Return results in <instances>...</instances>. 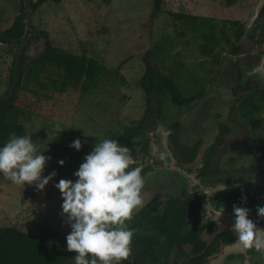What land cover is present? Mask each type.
<instances>
[{"label":"rangeland","instance_id":"rangeland-1","mask_svg":"<svg viewBox=\"0 0 264 264\" xmlns=\"http://www.w3.org/2000/svg\"><path fill=\"white\" fill-rule=\"evenodd\" d=\"M37 1L32 0V5ZM227 8L225 0H163L160 14L153 11L152 0H61L58 4L48 2L36 11L32 8L31 38L26 46H18L17 57L14 44H0V101L8 91L14 60L24 55L36 57L43 50L45 39L41 32L48 34L55 49L87 55L112 71L120 68L119 76L116 82L104 81L98 90H91L86 96L81 91L65 94L41 91L37 97L28 94V111L22 125L27 136L37 135L33 143L44 156L51 158L43 177L52 173L56 176L43 192L34 186L16 187L0 176V227H15L67 247L66 237L71 229L61 215L63 201L55 185L61 180L75 182L74 173L84 158L111 132L139 125L147 110V95L140 87L145 73L143 58L164 38L173 42L170 56L174 57L171 62L174 64L167 73L170 78L204 69V66L200 69L204 59L197 42L189 33L186 38L179 36L180 24L175 26L171 14L228 22L244 18L246 14V8L237 5ZM25 10V0H0V32L8 30L18 17L24 19ZM206 68L211 69L210 65ZM201 75L207 77L205 73ZM205 109L210 111L211 105L201 108L200 115L205 114ZM180 114V107L163 109L160 125L170 126ZM58 127L64 135L58 132ZM158 137L152 131L146 153L141 147L136 148L139 155L132 153L138 165L159 159L158 154H153L154 147L159 149ZM76 140L82 143L79 152L70 147ZM60 161L64 162L63 167L59 166ZM157 186L156 183L145 185V206L158 193Z\"/></svg>","mask_w":264,"mask_h":264},{"label":"flooded vegetation","instance_id":"flooded-vegetation-1","mask_svg":"<svg viewBox=\"0 0 264 264\" xmlns=\"http://www.w3.org/2000/svg\"><path fill=\"white\" fill-rule=\"evenodd\" d=\"M225 1L227 10L246 8L244 18L215 19L228 36L220 40L212 71L202 57L204 69L184 72L207 77L188 78L185 102L173 106L181 114L163 129L171 132L169 162L141 164L148 168L145 185H158L150 200L160 204L156 215L174 210L187 238L179 245L148 230L152 241L132 247V264H264V239L261 251L246 248L233 229L236 207L247 209L256 230L264 231L257 213L264 208V0ZM205 105L211 110L200 115ZM153 110L141 130L147 140L160 125L157 104ZM217 188L224 190L205 194Z\"/></svg>","mask_w":264,"mask_h":264},{"label":"trees","instance_id":"trees-1","mask_svg":"<svg viewBox=\"0 0 264 264\" xmlns=\"http://www.w3.org/2000/svg\"><path fill=\"white\" fill-rule=\"evenodd\" d=\"M48 2L58 4L61 0H38L32 8L36 11ZM152 5L156 14L162 12L163 0H152ZM171 16L175 26L177 23L180 24L179 36L186 38L188 33L191 34L193 41L197 42L200 56L210 59V71H212L217 60L220 40L228 36L226 29L219 27L217 21L212 18L184 14H171ZM23 34V18L18 17L8 30L0 32V44L13 45L22 38ZM41 36L45 39V45L36 57L24 55L20 60H14L8 80V91L0 101V145H5L12 135L27 136L22 120L28 111L26 109L28 94L37 97L41 91L57 94L81 91L82 96H86L89 91L98 90L104 81L116 82V77L119 76L120 68L112 71L87 55L59 51L53 47L47 33L41 32ZM172 44L170 38L166 37L143 58L145 73L140 87L147 95V110L143 120L136 128L123 127L122 132H111L107 136V139H116L136 156L139 155L136 154L137 147H141L144 153L147 151L148 140L141 130L148 122L150 114L155 112L153 100L157 101L160 119L163 109L185 102L184 94L185 87L189 84L188 78L194 80L201 78V75L195 72H182L175 77V81L168 76L167 73L174 64L171 63L174 57L170 56ZM203 66L201 63L200 69ZM121 80L124 82L123 79ZM19 94L22 95L20 99H18ZM30 137L33 142L37 139L35 134ZM136 166L142 167L137 164ZM143 169L145 175L148 168L143 167ZM159 209L160 204L152 200L138 212L137 216H134L129 225L136 233L132 247L152 241L148 230L155 229L166 234L175 244L184 243L187 238L182 232L184 228L179 223L175 225L180 219L179 214L175 216L174 210H165L163 215L158 216L156 213ZM147 253L150 252H145ZM75 255L69 253L67 247L29 235L15 227H0V264H71L75 260Z\"/></svg>","mask_w":264,"mask_h":264},{"label":"clouds","instance_id":"clouds-1","mask_svg":"<svg viewBox=\"0 0 264 264\" xmlns=\"http://www.w3.org/2000/svg\"><path fill=\"white\" fill-rule=\"evenodd\" d=\"M60 134L63 132L58 127ZM164 137L170 131L157 130ZM70 147L81 151L80 140ZM30 136L12 135L5 146L0 147V176L16 187L34 186L43 192L56 173L43 177L50 157L42 154ZM161 162L168 159V153L153 148ZM63 167L64 162L60 161ZM144 169L136 166L132 152L116 139H104L95 145L84 158L79 170L74 173L75 182L61 180L55 188L63 201L61 215L71 232L66 237L67 251L75 253V264H132L133 239L136 235L129 225L134 216L145 206ZM223 189H213L205 194ZM264 218V208L257 210ZM223 213L216 215V218ZM234 231L246 248L255 247L261 251L264 231H257L249 219V211L233 209Z\"/></svg>","mask_w":264,"mask_h":264},{"label":"water","instance_id":"water-1","mask_svg":"<svg viewBox=\"0 0 264 264\" xmlns=\"http://www.w3.org/2000/svg\"><path fill=\"white\" fill-rule=\"evenodd\" d=\"M25 6H26V10L24 11V19H23V26H24V34L22 36L21 39H19L18 41L14 42L13 44L16 47V52H15V58L17 57V51H18V46H26L28 41L30 40V35H31V23H30V15L32 12V0H25ZM157 101L153 100V106L156 107ZM165 126L164 125H159V129H164ZM158 147H159V151L161 152H166L168 153V159H167V163L169 162L168 160H170V151L168 148V137H164L161 133L158 132ZM171 164V163H169Z\"/></svg>","mask_w":264,"mask_h":264}]
</instances>
